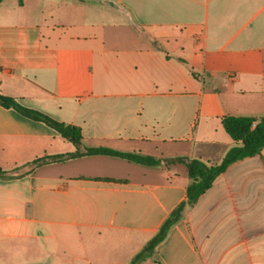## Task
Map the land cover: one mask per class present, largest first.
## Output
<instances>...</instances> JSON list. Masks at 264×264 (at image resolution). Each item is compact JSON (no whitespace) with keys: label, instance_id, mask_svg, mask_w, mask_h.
Listing matches in <instances>:
<instances>
[{"label":"crops","instance_id":"0c3cea01","mask_svg":"<svg viewBox=\"0 0 264 264\" xmlns=\"http://www.w3.org/2000/svg\"><path fill=\"white\" fill-rule=\"evenodd\" d=\"M0 95L80 129V156L0 180V264H129L264 117V0H0ZM77 150L0 105V169ZM142 264H264V149L219 175Z\"/></svg>","mask_w":264,"mask_h":264},{"label":"trees","instance_id":"16d2710c","mask_svg":"<svg viewBox=\"0 0 264 264\" xmlns=\"http://www.w3.org/2000/svg\"><path fill=\"white\" fill-rule=\"evenodd\" d=\"M0 105L6 109L15 110L23 117L44 123L55 130L64 140L70 142L77 150L73 154L43 157L11 171H3L0 169V180L20 178L31 174L35 168L42 164L62 162L81 155L78 152L82 146L79 128L56 122L41 113L25 109L14 99L2 95H0ZM221 125L225 133L233 141L234 146L228 150L220 164L215 166H209L198 160L166 159L156 161L149 157L130 155L108 149H86L82 153V155L87 156H110L120 158L142 166H156L160 163L165 165L184 164L186 166L187 175L190 180L186 188V202L180 204L173 210L162 223L158 232L144 245L141 251L131 259L129 264H142L147 259L151 258L155 247L165 239L171 227L181 218L184 206H192L195 204L198 198L211 187L214 180L224 173L230 165L243 159L252 158L264 149V117L256 119L225 116L221 120Z\"/></svg>","mask_w":264,"mask_h":264},{"label":"built area","instance_id":"2783aa9c","mask_svg":"<svg viewBox=\"0 0 264 264\" xmlns=\"http://www.w3.org/2000/svg\"><path fill=\"white\" fill-rule=\"evenodd\" d=\"M0 74H1V70H0Z\"/></svg>","mask_w":264,"mask_h":264}]
</instances>
